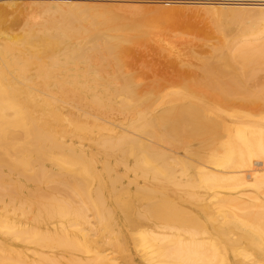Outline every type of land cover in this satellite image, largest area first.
<instances>
[{
    "label": "bare ground",
    "instance_id": "1",
    "mask_svg": "<svg viewBox=\"0 0 264 264\" xmlns=\"http://www.w3.org/2000/svg\"><path fill=\"white\" fill-rule=\"evenodd\" d=\"M53 3L0 38V264H264V4H206L216 40L180 39L155 106L120 58L157 20Z\"/></svg>",
    "mask_w": 264,
    "mask_h": 264
},
{
    "label": "rangeland",
    "instance_id": "2",
    "mask_svg": "<svg viewBox=\"0 0 264 264\" xmlns=\"http://www.w3.org/2000/svg\"><path fill=\"white\" fill-rule=\"evenodd\" d=\"M51 1L54 2L53 4H55V5L61 4L60 5L61 7H62V5L64 6V4L65 5L66 4L71 5V4H77L78 3V5H79V3H81V5L83 4L82 6L87 5V7H97L99 9L101 8V10L106 7L105 9H107V10H112L115 12L118 10L117 12L121 11L124 14H128V15L137 13L136 16L139 15V17H140L142 15L143 16L146 15L150 18L157 20V22H155V23L154 22L145 23L144 21H142L141 24H143V25H139V30H137V31H143L141 34L142 36L140 38V35L137 34V35H135V37H137V38H135V40H134V41L137 40L140 43H137L134 46L131 45L127 49V51L125 53H123V55H121L122 59L120 58V68H121L122 72L127 74V75H130V77L133 79L135 87L137 85L138 93H140L141 95L146 94L147 96H149V97L151 96L152 98L157 97V99H159V101L155 104V106L157 104H159L160 97L163 98V96H166L169 93H173L175 91L180 90L182 83H184L183 82L184 76H185L184 81H187V79H189V77H187L185 74H183V71L185 73L188 71L184 70L182 68H179V66L177 64H175V63H180L183 59L182 54H180L181 49H180L179 44H178V42L181 41L180 39H182L183 41H186V42H191L193 48L199 52H203V50H204V47L201 46L202 44H206V43L208 44V43L215 42L216 39H215V31H214V27H213L214 24H211L210 13L208 15L206 14L207 18L204 14L206 11H204V12L202 11L201 12L202 14L200 13L201 9L206 10V7H209V6H205L206 4L207 5H208V3H210V4L216 3L217 4L220 2H222V3L231 2L229 4H235V3H239V2L243 3V4H246V3L247 4H250V3L251 4H255V3L264 4V2H261L264 0H255V1L254 0H248V1L244 0L246 2H244L243 0H234L235 2L233 0H229V2H228V0L227 1H224V0H210V1H208V0H196V1L195 0H189L188 1L187 0L188 2L186 0H136V1L135 0H0V13H1L0 14V20L2 21L1 23H3V24H0V34H1L0 38L3 39L5 34L10 33L9 35H11L12 32H13L12 35L14 34L13 36H18L20 33H22V28L19 26V25H21V24H19V22L22 20L21 17L25 16L26 18H28L29 15L26 16V14L29 12L31 5H35V3L36 4L40 3L39 5L37 4L34 6V7H36V10L32 6L34 9V12H35V13L33 12L32 18H36L39 16L42 17V15H43L42 11L45 9V7L50 6V5H48L49 3L52 4ZM189 2H191L192 4L191 3L189 4ZM204 2H205V4H204ZM31 3H33V4H31ZM43 3L46 4L45 7L42 6ZM180 3H188L189 5L183 4V6H182ZM193 3H195V4H193ZM201 3H202V5H201ZM7 4H9L10 6ZM14 4L17 5L18 7L15 6ZM13 5H14V7H13ZM25 5H28V6L30 5V6H29V8L26 6V8H28V9H26L25 7H23ZM197 6H200V9ZM4 7H6V8H4ZM21 7H22V9H20ZM32 7H31V9H32ZM108 7H109V9H108ZM133 7L135 9H133ZM183 7L186 9H183ZM188 7H190L191 9H189ZM38 8L41 9L42 13H40V10ZM15 9L17 11L16 13H15ZM178 9H180V11ZM196 9H197V11H196ZM32 10H30L31 11L30 13H32ZM158 10H160V13L158 12L159 14L157 15ZM168 10H170V13L168 12ZM171 10H174V11H171ZM183 10H185V11H183ZM13 11H14V13H13ZM165 11H166V13H165ZM161 12H163V13H161ZM10 14H12V15H10ZM34 14H36L37 16L36 15L34 16ZM9 15H10V17H9ZM4 16H6V17H4ZM30 16H31V14H30ZM157 16H158V19H157ZM159 16H161V17H159ZM37 19L39 20V18H36V20ZM207 19H209V21ZM10 22H11V24H10ZM16 24H18V26ZM2 25H4V26L2 27ZM13 26H15V28ZM234 27L239 28V25H226V26L224 25L223 26L225 31L227 29L228 32H230V31L235 32V30L237 28L234 29ZM3 28H4V30H3ZM6 28H8V29H6ZM11 28H14L15 30L11 29ZM16 29L18 30V32ZM5 30H7V31H5ZM146 30H149V31H146ZM145 32H146V35H145ZM125 33H128V32H124L123 34L125 35ZM130 33L131 32H129V34ZM118 34H120V33H118ZM126 35L128 36V34H126ZM138 35H139V38H138ZM145 39H146V41H145ZM152 40H153V42H152ZM167 65H169V67ZM70 66H72V65H70ZM173 75H175V76H173ZM261 75L264 76V74H261ZM102 86H103V88H106L105 87L106 85H102ZM169 87H170V89H168ZM173 88H175V89H173ZM98 89H95V91H99V92L101 91L103 93L101 87H100V90H98ZM103 90H106L107 92L109 91L108 88L103 89ZM113 90L114 89H112V92H113ZM162 91H163V94H161ZM147 93H149L151 95H149ZM154 95H155V97H154ZM159 95H161V96H159ZM58 100H59V98L57 99V101ZM60 100L57 102V104H59V105L62 102V100L61 101ZM47 101H51V100L47 99ZM66 102L70 103L72 108L70 107V104L69 105L64 104V106H66V108H67V112L63 110V112H62L63 116H68L72 112L76 113V111L81 109V107L79 105L75 104L74 101H70V102L66 101ZM155 106H153V107H155ZM74 107H75V109H74ZM85 110L86 111L89 110V113L92 112V111H90V109H87L86 107H82V109L79 111L82 112ZM249 112L253 113L254 111H249ZM114 114H115L114 118H116L117 120H122V119L127 117V115H121L118 112H114ZM92 120H93V118L90 117L89 122H93ZM91 124L89 125V130L93 129L92 131H96L93 124L92 125ZM84 140L87 141V139H84ZM85 141L83 142V144L85 146H88V141H87V143H85ZM189 142H192V140H190V141L188 140L187 145L191 144ZM160 145L162 146V143ZM164 145H166V144H163L162 147H165ZM197 145H198L197 142L195 144L192 142V145H190L189 147L195 148ZM179 154L183 157V151L182 150L179 151ZM46 166H48V163L46 164ZM53 170H54L53 173L57 175L56 177H54L53 180L60 181V179H66V177H65L67 174L66 170H64L66 174L64 172H60L61 170L57 169V168L56 169L53 168ZM57 171H58V173H57ZM60 174H62V175H60ZM56 178H58V179H56ZM102 178H104L106 180V176H103ZM53 182H55V181H53ZM51 184H49V185L52 186V188H55L54 190L58 191V188H60V187H56L55 186L56 183L54 184L51 182ZM53 184H54V186H53ZM155 185L157 186L159 184H155ZM57 186H59V185L57 184ZM168 187L174 189L172 186H168ZM130 190H131L130 193L134 194V193H132V192H134V188H131ZM61 192H63V191H61ZM111 192H110L111 197L113 195L114 196L116 195L115 192L114 193H113V191H111ZM130 193L127 195H125L126 193H123L124 196L120 195V198H123L122 200H124L125 196L130 195L129 198H126L124 201L131 203V201H133V197H131ZM193 193H198V192L194 191ZM121 196H123V197H121ZM3 197L5 200L6 197L5 196H3ZM134 203H135V205L138 204V202H135V201H134ZM134 203L132 202L131 205ZM115 211L120 216V218L122 219L123 218V216H122L123 214L121 215L122 210L120 211L119 209H115ZM129 211H131V210H128V212Z\"/></svg>",
    "mask_w": 264,
    "mask_h": 264
}]
</instances>
